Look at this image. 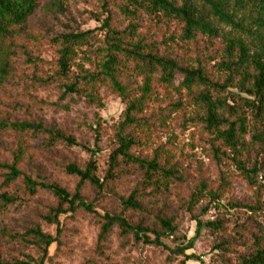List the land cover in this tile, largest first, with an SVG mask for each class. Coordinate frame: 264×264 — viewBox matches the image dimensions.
<instances>
[{"label":"trees","instance_id":"16d2710c","mask_svg":"<svg viewBox=\"0 0 264 264\" xmlns=\"http://www.w3.org/2000/svg\"><path fill=\"white\" fill-rule=\"evenodd\" d=\"M66 1L0 0V86L11 75L16 43L24 41L32 45V53L49 49L53 54L50 64L38 55L25 53L32 65H46L41 73L35 69L17 83L24 91L31 90L28 97L37 101V93L56 90L59 101L76 96L86 106L102 110L99 90L104 88L124 103V109L102 177L98 175L96 140V149H87L85 163L68 161L56 167L57 174L75 180L72 190L60 181L33 177L19 165L29 141H39L42 148L50 150L77 147L76 139L43 119L0 118V134L23 138V145L10 152V159L0 161V216L41 196L50 200L35 223L9 239L23 249L33 248L35 256L22 253L7 258L0 250V264H45L53 260L63 241V217L77 212L96 214L95 198L123 175L139 176L138 189L119 197L123 213L148 215L143 192L148 191L155 199L182 184L184 170L178 164L163 162L157 153L151 157L137 153L144 146L141 132L152 130L143 113L145 103L152 100L156 85L170 86L179 77V87L186 91L188 103L197 113L191 122L200 150L217 168L216 185L199 179L183 208L192 213L200 201L207 200L234 222L233 244L221 241L213 246L217 251L214 258L220 264H264V0H89L96 5L91 18L98 23L97 28L82 30L73 23L60 33H52L29 24L39 10L62 14ZM142 17L157 31L171 30V36L160 42L146 40L139 30ZM221 26L230 31L223 32ZM198 42L203 43L201 54L188 51ZM79 53L88 67L78 63ZM191 55H195L194 63L182 65ZM137 78L141 84L133 87ZM229 172L252 193L251 199H236ZM86 189L94 193L92 200L86 198ZM101 220L102 236L117 227L131 235L134 243L155 245L167 252V261L185 264L196 258L185 255L192 241L173 250L162 242L177 232L171 217L158 215L153 222L143 219L131 224L123 214L104 212ZM222 224L220 220L207 223V227L221 232ZM43 226H53L54 235L44 232ZM202 226L198 221L196 236ZM237 244L243 249L232 251ZM53 245L56 253L49 255Z\"/></svg>","mask_w":264,"mask_h":264},{"label":"rangeland","instance_id":"374dc122","mask_svg":"<svg viewBox=\"0 0 264 264\" xmlns=\"http://www.w3.org/2000/svg\"><path fill=\"white\" fill-rule=\"evenodd\" d=\"M229 1L232 2V0ZM65 4V12L62 14L60 12L44 14L39 10L29 24L38 30L52 33H60L64 31V26L73 23L82 30L98 27V23L91 18L96 11V5L91 1L67 0ZM139 23L142 25L139 30L148 41L160 42L163 37L171 36V30L157 31L145 17H142ZM221 29L226 33L230 31V28L224 26H221ZM202 45V42H198L188 51L201 54L199 51L204 50ZM15 48L16 53L14 52L11 57V75L0 86V118L43 119L45 123L74 137L78 144L72 149L56 147L47 150L41 147L39 141H29V147L19 168L39 179L49 178L60 181L72 190L75 180L66 179L62 174H57L56 167L68 161L85 163L89 157L87 149H96L94 143L96 140L99 150L97 152L98 175L102 177L106 166V155L112 147L114 131L121 120L124 103L104 88L99 90L104 103L102 110L86 106L83 99L76 96L59 101L56 90L39 92L36 94L37 101H34L28 97L31 90L24 91L23 86L17 83L30 76L35 69L41 73L46 65L39 63L32 65L25 58V53L32 57L38 55L50 64L53 62V54L49 49L37 52L35 50V53H32V45L24 41L16 43ZM194 57L195 55L185 57L182 65L193 64ZM79 58L78 63L81 67H88L81 53ZM180 81L179 77L170 86L160 84L155 86L152 100L145 103L143 112L149 119L152 130L141 132L144 146L137 153L147 157L157 153L163 162L178 164L184 170L182 184L172 188L168 194L155 199L148 194V191L143 192V205L146 211H149L148 215L146 212L123 213L122 207L120 208L118 204L119 197L127 196L133 189H138L139 176L131 173L121 176L116 184L110 183L105 193L95 198L96 214L77 212L73 216L63 217L61 247L57 253L54 245L49 249V255L56 253V256L45 264H176V260L167 261V252L162 251L161 248H156L155 245L136 244L131 235L123 234L117 227H113L108 234L102 236L100 227L103 223L101 215L104 212L123 214L131 224L143 219L153 222L158 215L160 218L171 217L177 224V232L174 236L162 239L166 247L173 250L176 247H186L192 241L190 244L192 248L188 249L185 255H193L196 258L188 260L185 264H220L214 258L217 251L213 250V246L221 241L233 244L230 241L233 240L236 229L234 222L228 219L229 215L208 205L207 200L200 201L192 213L185 212L183 208L199 179L211 182L212 187L216 185L217 168L200 150L199 136L191 122L197 113L188 103L186 91L180 89ZM140 84L141 78H137L132 86L138 87ZM39 99L43 101H38ZM20 144L23 145V138L19 135L0 134V161H8L10 152ZM228 175L232 182L230 187L236 199L239 201L251 199L252 193L245 189L236 176L231 172ZM84 194L87 199L92 200L94 197V193L89 189H86ZM262 200L264 201V195ZM49 202L47 197L41 196L31 200L27 206L19 210L12 209L5 216H0V250L7 258L17 257L22 253L35 256L33 248L23 249L18 244L10 243L9 239L35 223L38 213ZM220 220L223 221L221 232L207 227V223ZM198 221L203 226L196 236ZM251 225L257 227L256 223ZM43 231L50 235L55 233L53 226H43ZM237 245L232 251L243 249L242 244Z\"/></svg>","mask_w":264,"mask_h":264}]
</instances>
